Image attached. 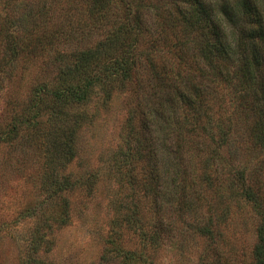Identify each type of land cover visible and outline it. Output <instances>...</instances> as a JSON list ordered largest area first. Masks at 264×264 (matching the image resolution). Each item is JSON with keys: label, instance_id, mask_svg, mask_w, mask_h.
<instances>
[{"label": "trees", "instance_id": "1", "mask_svg": "<svg viewBox=\"0 0 264 264\" xmlns=\"http://www.w3.org/2000/svg\"><path fill=\"white\" fill-rule=\"evenodd\" d=\"M0 6V90L19 64L46 59L56 67L53 88L33 91L35 111L53 120L56 151L74 158L70 121L80 115L72 110L95 89L106 100L115 88L130 91L144 134L150 124L160 130L155 144L174 139V149L159 151L146 137L139 144L156 223L143 225L137 210L127 215L141 247H115L116 264H154L164 240L173 242L177 233L216 241L229 204L240 200L258 221L253 264H264V0H0ZM16 124L23 122L0 132V144L15 140ZM234 147L254 156L250 171L244 163L225 165L221 152L233 161ZM64 213L57 227L68 223ZM37 232L24 248L33 256L50 249L49 226Z\"/></svg>", "mask_w": 264, "mask_h": 264}, {"label": "rangeland", "instance_id": "2", "mask_svg": "<svg viewBox=\"0 0 264 264\" xmlns=\"http://www.w3.org/2000/svg\"><path fill=\"white\" fill-rule=\"evenodd\" d=\"M59 15L53 16L56 26L62 21ZM99 37L97 33L93 38ZM56 81V67L38 60L26 68L15 66L0 90V132L15 119L23 122L21 127L16 124L20 131L15 140L0 144V264H116L120 259L115 247H141L138 229L133 222L126 223L127 215L137 210L143 225L156 223L139 144L143 146L146 137L160 151L174 149V139L155 144L160 130L148 123L144 134L146 121L130 91L115 88L106 100L104 92L95 89L86 104L72 110L80 117L77 123L70 117L76 154L67 159L51 145L54 123L49 112L34 108L39 98L34 89L42 84L52 89ZM230 151L233 161L229 152H221L226 166L234 169L244 163L250 171L256 164L244 148ZM204 157L202 153L201 162ZM157 158L162 161L160 155ZM259 158L264 161V154ZM202 164H196L198 175ZM200 186L195 181L194 187ZM64 211L68 223L57 227ZM257 222L241 200L232 202L216 241L177 233L173 242L164 240L154 264H253ZM46 226L50 249L38 256L27 253L24 248L38 236L37 227L45 232Z\"/></svg>", "mask_w": 264, "mask_h": 264}]
</instances>
